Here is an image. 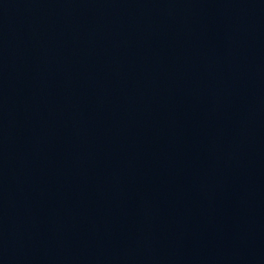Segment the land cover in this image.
<instances>
[{"label":"water","instance_id":"1","mask_svg":"<svg viewBox=\"0 0 264 264\" xmlns=\"http://www.w3.org/2000/svg\"><path fill=\"white\" fill-rule=\"evenodd\" d=\"M0 264H264V0H0Z\"/></svg>","mask_w":264,"mask_h":264}]
</instances>
